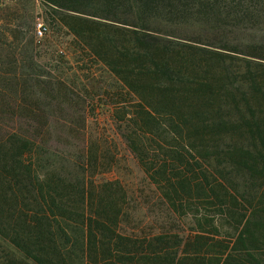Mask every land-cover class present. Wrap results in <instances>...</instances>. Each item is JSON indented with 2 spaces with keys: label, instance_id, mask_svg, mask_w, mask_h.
<instances>
[{
  "label": "trees",
  "instance_id": "1",
  "mask_svg": "<svg viewBox=\"0 0 264 264\" xmlns=\"http://www.w3.org/2000/svg\"><path fill=\"white\" fill-rule=\"evenodd\" d=\"M40 1L136 99L126 139L190 231L124 232L97 155L49 149L45 81L1 75L0 117L26 123L0 124V264H264V0Z\"/></svg>",
  "mask_w": 264,
  "mask_h": 264
},
{
  "label": "rangeland",
  "instance_id": "2",
  "mask_svg": "<svg viewBox=\"0 0 264 264\" xmlns=\"http://www.w3.org/2000/svg\"><path fill=\"white\" fill-rule=\"evenodd\" d=\"M50 12L40 0H0V76L24 83L17 86H26L23 94L31 93L30 84L45 81L38 89L52 96L53 114L44 137L49 149L66 162L79 163L91 151L97 155V168H88L94 180L120 181L128 192L130 216L124 232L186 236L189 224L163 205L126 139L130 116L124 118V113L132 112L136 99ZM38 23L47 27L43 38L36 35ZM25 123L0 117V124L10 129ZM7 249L0 240V258Z\"/></svg>",
  "mask_w": 264,
  "mask_h": 264
},
{
  "label": "built area",
  "instance_id": "3",
  "mask_svg": "<svg viewBox=\"0 0 264 264\" xmlns=\"http://www.w3.org/2000/svg\"><path fill=\"white\" fill-rule=\"evenodd\" d=\"M47 32V27L43 23H38L36 28V35L38 38H43Z\"/></svg>",
  "mask_w": 264,
  "mask_h": 264
}]
</instances>
